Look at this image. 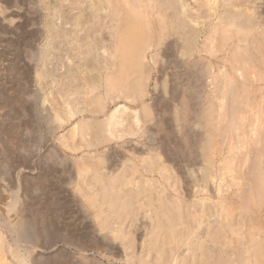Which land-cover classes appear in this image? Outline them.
Listing matches in <instances>:
<instances>
[{
	"label": "bare ground",
	"instance_id": "obj_1",
	"mask_svg": "<svg viewBox=\"0 0 264 264\" xmlns=\"http://www.w3.org/2000/svg\"><path fill=\"white\" fill-rule=\"evenodd\" d=\"M11 1L5 0L6 8L10 7ZM69 1L53 3L56 5L49 14L58 15L62 22L56 24L53 17L46 21L49 36L45 47L40 49L36 75L39 74L48 85L56 86L60 80L53 73V62L65 67L60 74L65 80L63 90L56 91L57 95L53 90L63 99L57 98L51 105H56L55 109L60 111L63 105L82 104L78 110L91 115L82 114L81 119L74 121L73 128L86 130L90 136L86 139L87 145L96 150L99 144L108 143L109 136L129 131L126 127L122 130L126 125L125 117L130 115L125 114L128 108L136 123L144 116L137 106L119 102L114 108L107 109L110 101L124 99L140 103L141 108H152L155 114L149 118L152 114L149 109V117L145 119L147 131L144 127L147 149L128 145L132 153L140 156L139 162L130 167L131 171H137L141 164L143 180L148 182L149 178L145 176L155 162L164 163L157 171L166 173V163L171 161L185 177L182 197L194 201L182 212V205H176L170 207L174 210L157 213L160 215L155 227L160 236L155 234L153 237L155 252L162 264H264V85L248 83L252 76L245 72V69L253 68L257 77L264 76L262 3H258L256 9L258 0ZM55 37L60 39L54 41ZM148 55L160 74L153 87L157 94L154 103L145 99L149 96L148 80L153 71L146 61ZM19 68L13 62L7 70L14 73V69ZM24 90L19 86L11 95L4 90V98H0V108L4 104L11 105L13 116L7 118L5 112L0 113V181L1 173L9 171V162H14V170L19 169L18 188L11 190L7 202V211L15 210V214L0 215V264H43V254L36 249L42 244L43 219L36 221L39 226L33 225L23 201L21 206L17 205L23 194L33 199L36 208L42 211L43 190L48 188L43 175L34 181L22 175L29 167L27 142L31 129L23 119L28 109L25 98H20L25 95ZM161 98H168L173 103L168 111L161 109ZM88 103L93 110L92 107L89 110ZM68 110L71 116L77 111L73 105ZM19 114L24 117L17 118ZM43 118L45 123L52 124L50 113ZM128 122L127 126L132 128ZM56 125L47 127L50 134ZM164 138H171L176 144L173 150L169 151L165 143L161 144ZM122 139L133 144L128 139L134 138L122 136ZM102 150H89L90 157L99 159L94 164L84 157L85 163L78 166L82 179L76 177L78 180H73L72 186L84 198L87 212L98 220L105 236L101 242L106 245L112 237H122L132 245L130 237L133 236H128L123 225L128 220L134 223L138 207L143 209L144 215L151 217L148 207L153 203L139 202L140 189L130 186L137 183L134 175L131 178L129 173L120 178L114 171H106L108 167L104 169L105 149ZM51 200V196H46L47 207L53 205ZM96 242L94 237L80 246L84 249ZM143 245L145 249L142 238L138 246ZM143 253L142 249L137 256L142 262L147 260Z\"/></svg>",
	"mask_w": 264,
	"mask_h": 264
},
{
	"label": "rangeland",
	"instance_id": "obj_2",
	"mask_svg": "<svg viewBox=\"0 0 264 264\" xmlns=\"http://www.w3.org/2000/svg\"><path fill=\"white\" fill-rule=\"evenodd\" d=\"M12 1L13 2L18 1L21 3L19 4L18 2L13 3ZM12 1H11L12 2L11 5L9 4L10 7L6 8L7 5L5 4V0H0V91H1L0 98H4L2 94L4 90H6L8 94L11 95L15 92L16 88L18 89L19 86H23L25 88L24 90L25 95H21L20 98H25L26 100V107L28 109L26 110L25 114H27V116L24 117L23 115L19 114V117L17 118L22 119L24 117L23 119L26 120V122L29 124V128L31 127V129H29V139L27 142L28 144L27 148L29 149L27 155L28 156L27 162L29 167L23 170L22 175H24L25 179L27 178L30 179L31 181L36 180L39 177V175H43V181L46 182V187L48 188H45L46 189L45 192L43 190L42 211L36 208V202L33 199H29V197L23 196V194H20L22 196L19 195L20 197L18 199L17 205L19 206L20 204H22L23 201L24 207H26V214L30 217L33 225L34 223H36V225L39 226L40 223L37 224L36 221L37 220L40 221V219H43L42 244L39 248H36L38 249L39 252L43 254V264H146V262L148 264H153V263L162 264V261H160V259L156 255L157 254V252H155L156 246L154 245L155 238L153 237L155 236V234L157 236H160V233L156 231L157 218L160 215V214L157 215V213H162V211L165 209H172L170 207L174 208V206L176 205L179 206L182 205L181 206L182 209H180V211L182 212L184 208L189 209L188 203L191 202L194 203V201L191 198L182 197V193L184 195V190H185V177H183L182 172H180L177 166L172 164L171 161H168L166 163V165H168V169L166 173L165 172L162 173V171L161 172L157 171L158 169L163 168L164 163L161 164L162 165L161 166L160 164H158V162L157 163L155 162L152 165L153 169H151L152 167H150L149 164L148 166L151 169V171L147 172L145 176L149 178L148 182H145L143 180L144 179L143 166L141 164L138 166L140 167L137 169L138 172L131 171L130 167H133L136 163L139 162L140 158L138 157L140 156H137V154L132 153L130 149L131 147L128 148V145L130 146L133 145V147L134 146L138 147L139 150L147 149L148 146L145 145L146 142L145 137H146V131H147L146 128L148 122H145V119L149 117L150 111L152 112V114L150 115L149 118H151L152 115L154 116L155 113H153L152 108H149L150 111L147 107L145 108L143 106V108H141L140 103H132L131 101H124V99H117L112 102L110 101L108 103L109 105L107 109L108 108L110 109L111 107L114 108V106L118 104V102L119 104H128L129 106H133V107L137 106V108L136 107L135 108L140 109L141 115H144L142 116V121L136 123V121H134L133 118H131L133 117V115H131L132 114L131 109L128 108L125 114L128 115L130 114L129 115L130 117L128 115H126L128 117H125V114L124 113L122 114V116H124L127 119L124 122L126 125L122 126V130L124 129L125 131V127L126 130L129 128V131L127 130V132L129 133L131 132L132 129L131 133L128 134L126 132L124 133L125 135L122 133L119 136L115 134V137L109 136L110 139L108 143L106 145L105 143L99 144L97 146V150L95 149L96 147L88 146L87 145L88 143L86 141L88 140L87 138H89L90 136L86 134V130L82 132L80 127L73 128V126L75 125L74 121L76 123L79 119H81L82 114L86 116L91 115L89 112H85V111L81 112L78 110V108H81L83 105L82 104L79 105L76 103H72L71 105H63L64 108L60 110L61 113L59 110L55 109L54 106L56 105L52 106L54 104V101H57V98H60L61 100L63 99V96L60 94L59 96H56L57 95L56 91H62L63 90L62 87L65 86V80L63 78V74L60 76V74L63 73L65 67L61 64L56 65V63L53 62L52 66L55 68L53 73L56 74L55 78L60 80L56 86L48 85L47 83H45L46 80L41 78L39 74H38L39 76L36 75L37 70L39 69L38 61H39L40 49L42 50L45 47L46 40L48 39L49 36V33L47 32L45 26L46 21H48L50 18L53 17L56 24L58 23L60 25L62 22L61 17H59L58 15H54V16L50 15L49 12H53V7H55L54 5L58 4V1L59 4L62 1L63 4H66V2H68L69 0H56V1L55 0H12ZM70 2L71 1H69V3ZM263 2L264 0H258L256 2V9L258 3H262L260 7L263 8L264 11V7H262L264 5ZM63 7H66V5H63ZM261 16H263L264 19V12H262ZM68 26H71V24H68ZM59 39H60L59 37H55L54 41H58ZM78 59L80 60V58ZM146 61L148 64H151L153 71L151 73L150 79L148 80V85H149L148 88L150 91L149 96L148 98L145 99L147 100L146 102L148 103H152V102L154 103L157 94L153 90V87L156 81L155 80L156 77L160 74L157 72L155 68L156 66L153 63V59L150 58L149 55L147 56ZM13 62L14 65H16V68H19L17 67L18 65L21 68L17 70L14 69L15 71L14 73H12V70L10 69L7 70L9 64H13ZM5 64L6 65L8 64L7 68ZM35 66L37 67L35 68ZM252 69H245V72L248 71L247 74L249 76H252L250 78L251 82L247 80L248 83L252 84L253 82L254 85L255 84H258L260 86L264 85V76L258 75L259 77H257L256 76L257 74L254 73V69L253 70ZM83 70L85 69L83 68ZM13 77L15 78L13 79ZM253 77L255 78L254 80L255 82L253 81L254 79ZM5 78L8 79L5 80ZM21 79L22 81L24 80L25 82L23 81L24 82L23 83ZM42 83L44 84L43 85L44 88H42L43 87ZM57 86L58 87L61 86L60 87L61 89L58 90ZM7 87H9L10 89ZM53 90L56 93V95L53 92ZM161 99L163 100L162 104L160 105L161 109L164 108L163 110L168 111V108H170L173 103L169 101L168 98H161ZM0 101H2V99H0ZM72 105L74 106V109L77 110L75 111V115L73 116H71V114L69 115L70 111L68 110L70 109V107H72ZM88 107L89 110L91 109L90 107H92V110L94 109V107L91 106L90 104ZM146 111H148V113H146ZM1 112H5V115H7V118H9L10 115L12 114V106L4 104L3 107L0 108V113ZM48 113L51 114L50 120L52 124H47V122L45 123V119L43 118L46 117ZM11 117L13 116L11 115ZM62 117L65 118L64 121H62L63 120ZM41 118L43 120H41ZM70 118H72L71 121ZM127 122L132 124V128L127 126L128 125ZM51 125L52 126L56 125L53 134H50L49 132L50 130L47 128V127H51ZM168 125L171 128V125L170 124ZM133 126L135 127L134 131H133L134 128ZM77 129L78 130L80 129L79 131H81L80 132L81 135L77 132L78 131ZM82 133L84 135H82ZM122 136L125 139H128L130 137L134 138V139H128V140H132L133 144H131V142L127 143L125 140L122 139ZM116 141H118L119 143ZM134 142H136L135 145ZM124 143L125 145H123ZM161 144H164L165 148H170L169 151L171 149L173 150V147L176 145L171 140V138L170 139L164 138ZM102 149H105V152L103 153L104 156L102 155L103 156L102 159H104L103 162L105 165L104 169L106 170L109 168L106 171L109 170L114 171L117 177L120 176V178H123L125 175L129 173H130L129 176L131 178L134 175V178H136L137 183L136 184H134L135 182L131 183L130 186H134L137 190L140 189V194L138 195L137 198L139 202H143L145 204L153 203L151 204V206L148 207L149 208L148 214H151V217L146 216V214L144 215V212L142 211L143 209L141 210V208L138 207L136 208L134 223H131V221L127 219L128 221L126 222V224H124L126 227L123 225V228L127 230L128 236L129 237L131 235L133 236L130 237L132 239V245H130L131 243H126L128 242L127 239L124 241L122 237L116 239L112 237V239H109V242L107 240L108 244L106 245L103 242H101L100 240H102L103 237L105 238V236L104 234L101 233V229L99 228L98 225V220H96L95 217H93L92 215L89 214V212H87L88 209H87V205L85 204L84 198L79 196L81 194L78 192L77 189H75L72 186L74 181H76L75 179L77 178L82 179V177H80L79 175L80 173L78 172V166L81 165L83 162L85 163L86 160L88 162H91L92 160V163L95 164L96 163L95 161L99 159L97 157L93 158V156L90 157L91 154L88 153L89 150L104 151ZM154 152H152L153 155ZM144 154L145 153H143L142 155ZM47 155L49 158L47 157ZM153 155L152 157H154L155 159L158 158L157 156L155 157ZM84 157H87L85 158L86 160L84 159ZM120 157L122 159H120ZM80 159L82 161H80ZM103 162L101 163L103 164ZM13 163H14L13 161L8 163V165H10L9 171L7 172L5 171L4 173H1L2 174V179L0 181V183H2L0 185V215L1 216L2 215L12 216L15 214V210H10L9 212L7 211V202L9 199V193L11 192L12 189L15 190L18 188L17 182H18L19 169L14 170L12 167ZM127 169H129L130 171ZM168 172L169 174H167ZM89 177L92 178V176ZM46 196L49 197L51 196L52 199L51 201L53 202V205L51 204L50 207H47L44 203ZM163 196L165 199L163 198ZM25 197L28 198V199L26 198V201H25ZM169 199H172L173 201ZM166 202H168L167 206H166ZM89 210L92 211V208H90ZM185 211L183 213H185ZM110 234L112 236V233ZM94 237L97 240V242L89 247H85L84 249H82L80 244L88 242V240L93 239ZM142 238L143 240H145V249H144V245L143 247L138 246V243L141 245ZM139 249L144 250L143 254L147 257V260H144L142 262L139 258H137V256L139 257L138 254L140 252ZM164 256H165V252L163 257Z\"/></svg>",
	"mask_w": 264,
	"mask_h": 264
}]
</instances>
